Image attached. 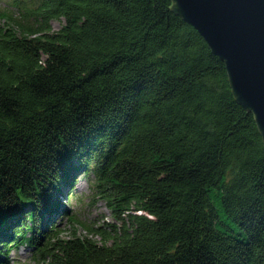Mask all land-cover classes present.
Returning <instances> with one entry per match:
<instances>
[{
    "label": "trees",
    "instance_id": "16d2710c",
    "mask_svg": "<svg viewBox=\"0 0 264 264\" xmlns=\"http://www.w3.org/2000/svg\"><path fill=\"white\" fill-rule=\"evenodd\" d=\"M172 3L0 10V264H264L261 135ZM80 175L110 220L61 238Z\"/></svg>",
    "mask_w": 264,
    "mask_h": 264
},
{
    "label": "water",
    "instance_id": "95a60500",
    "mask_svg": "<svg viewBox=\"0 0 264 264\" xmlns=\"http://www.w3.org/2000/svg\"><path fill=\"white\" fill-rule=\"evenodd\" d=\"M225 65L234 101L253 114L264 145V0H171Z\"/></svg>",
    "mask_w": 264,
    "mask_h": 264
},
{
    "label": "rangeland",
    "instance_id": "374dc122",
    "mask_svg": "<svg viewBox=\"0 0 264 264\" xmlns=\"http://www.w3.org/2000/svg\"><path fill=\"white\" fill-rule=\"evenodd\" d=\"M9 0H0V10L6 6ZM13 11V10H12ZM16 13V10L14 11ZM3 21L0 20V26ZM63 23V20H52L50 22L53 31L58 30ZM91 176L80 175L74 182L73 189L67 198L68 208L72 212L74 220L69 222L65 217H59L56 221L54 230L58 237L65 238L73 233L76 229L78 236H84L89 227H97L102 224V221H109V212L104 203L97 199L91 184ZM220 228V225H217ZM97 241L98 237H94ZM10 264H39L32 252L24 247L13 249L9 255Z\"/></svg>",
    "mask_w": 264,
    "mask_h": 264
}]
</instances>
